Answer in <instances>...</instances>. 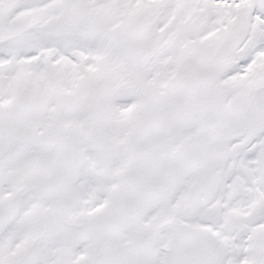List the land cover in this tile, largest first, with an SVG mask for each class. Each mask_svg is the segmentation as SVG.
I'll return each instance as SVG.
<instances>
[{
    "label": "snow or ice",
    "instance_id": "6c2138e0",
    "mask_svg": "<svg viewBox=\"0 0 264 264\" xmlns=\"http://www.w3.org/2000/svg\"><path fill=\"white\" fill-rule=\"evenodd\" d=\"M0 264H264V0H0Z\"/></svg>",
    "mask_w": 264,
    "mask_h": 264
}]
</instances>
